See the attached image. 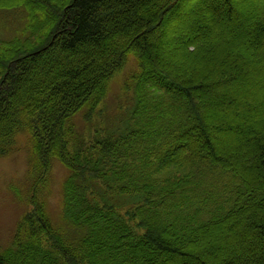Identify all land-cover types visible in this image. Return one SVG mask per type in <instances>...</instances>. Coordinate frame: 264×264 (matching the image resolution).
Returning a JSON list of instances; mask_svg holds the SVG:
<instances>
[{
    "label": "trees",
    "instance_id": "trees-1",
    "mask_svg": "<svg viewBox=\"0 0 264 264\" xmlns=\"http://www.w3.org/2000/svg\"><path fill=\"white\" fill-rule=\"evenodd\" d=\"M190 1L0 0L29 34L0 40V157L26 135L34 177L0 264H264V0ZM130 57L131 125L76 142Z\"/></svg>",
    "mask_w": 264,
    "mask_h": 264
},
{
    "label": "rangeland",
    "instance_id": "rangeland-1",
    "mask_svg": "<svg viewBox=\"0 0 264 264\" xmlns=\"http://www.w3.org/2000/svg\"><path fill=\"white\" fill-rule=\"evenodd\" d=\"M195 0H191L193 3ZM187 5V3L185 4ZM27 24V11L17 9L0 10V40L23 38ZM136 71L132 57L128 59L122 71L112 80L108 95L90 120L74 117L75 141L88 140L95 130L123 131L129 125V118L136 107L134 89L131 86V74ZM30 143L26 135H19L16 150L5 157H0V248L9 246L14 239L18 223L24 219L30 209L29 196L34 183L32 168L29 166ZM50 174L46 186L39 192L44 202L47 215L56 228H62L70 238L76 237L75 230L67 225L62 213V185L68 171L57 161L50 163Z\"/></svg>",
    "mask_w": 264,
    "mask_h": 264
}]
</instances>
